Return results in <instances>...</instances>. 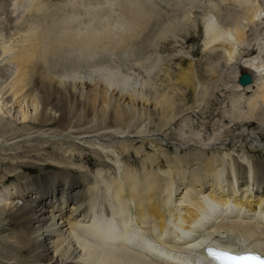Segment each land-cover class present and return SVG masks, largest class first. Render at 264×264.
Returning a JSON list of instances; mask_svg holds the SVG:
<instances>
[{"label":"bare ground","instance_id":"1","mask_svg":"<svg viewBox=\"0 0 264 264\" xmlns=\"http://www.w3.org/2000/svg\"><path fill=\"white\" fill-rule=\"evenodd\" d=\"M126 1V5L122 8L131 21L132 31L130 34H123L118 38L121 47L124 49L138 44V42H141L147 34L150 35V31L153 30L155 26L157 27V24H162L160 18L155 16L154 9L156 8L152 7L153 4H150V0H134V2L131 0ZM258 1L259 3L252 7L245 5L246 3H243L244 0H220L218 3L223 5L216 11L213 10V20L206 19L202 24L206 39L210 34L206 41L211 44L208 48L210 53H212L211 51H214L213 55L215 57L217 56L216 52H220V56L217 57H222L225 65L228 63L226 61L232 58L231 54L234 52L232 47L225 40L228 31L232 33L238 45H246L245 54L249 55V58L244 56V59L242 58L235 64L228 65V67L232 69L231 77L233 78V83H231L228 87L229 90L227 89V91L234 92V94H237L238 96L248 94V97H245V105L243 108L240 109L241 103L239 101H241V98L238 97L239 101L235 100L233 102L234 104L227 109L228 115H226L225 112H222L221 115L224 117L223 120H225L231 128L232 126L237 125L243 126V124H254L257 128L260 127L261 123L264 121L263 45L257 50L258 52L254 50L258 41L262 44L264 43V19L261 18V15H264V0ZM41 2L42 1H38V4ZM34 4L36 7V1ZM164 5L168 7L166 4ZM37 8L38 9L35 11H39L40 7L38 6ZM168 8L170 9V7ZM32 12L34 11L32 10ZM164 13H171V9L169 12L164 11ZM214 15L217 16L218 25L216 24V21H214ZM186 16L187 18L185 20L187 21L185 22L186 25H188L187 22L193 19H191L192 17L189 19L188 15ZM38 17L42 20L41 27L46 30H43L44 33L48 32L47 30L49 28L51 29V27V31H53L54 23H51L52 26H48V23L51 22V20L48 22L46 15ZM54 18L56 19L57 17ZM51 19H53L52 16ZM176 19L179 18L176 17ZM176 19H164V26L174 28L183 18L180 20ZM64 22L65 24H63ZM64 22L61 25L64 29L61 33V40H59L60 38L56 32H53L50 35L45 34L46 42L48 43L49 48L51 47L50 51H52V53H55L54 50H58L60 47L62 48V44H66V46H80L83 49L80 51L88 54V52L90 53V50H93L94 48H105V46L110 44L109 42L112 40L110 37L111 34L109 35L105 30L96 31L92 30L91 27H89V29L86 28L88 30L86 33L83 31V35H77L78 32L82 31L78 30L76 33L77 28L74 26L76 28L75 34L71 31L72 29L69 28L74 23L69 22L68 20H65ZM183 22L184 20L182 23ZM23 27V31L27 32L29 35H26V37L21 35V38L16 36L15 54L12 59L17 65V70L7 89L13 104H22L23 101H25L24 103H26L28 108L32 111H27V109L26 111H20L21 114L19 120H22V122L27 120V118H30L37 124H47V122L59 123L62 120L67 119L70 115L73 117L79 116L82 110L86 115L93 116L96 101L101 98L103 102H107L106 90L116 83L117 84L112 90L115 93H118L120 97L123 98L127 95L129 99H133L134 101L136 97L133 95H138L130 91V88H128L131 81H127L126 79L129 77H125L126 79L122 77L123 80L120 83L115 79V82V76H112L113 74H109L111 77L107 76L106 74L110 71H107L108 73L104 72L106 71V68L103 67L96 68L92 72H96L97 79H89L88 77V80L85 77L86 80H82V77V79H80L82 84L91 85L93 82H100L104 85L105 90L103 91L98 90L97 87L91 88L87 91L90 92L88 94L89 101L84 102L80 97L75 98L74 89L68 94L66 90H64L62 84L56 89L50 84L40 82L36 87L38 93L40 91V94H33V87L31 86L32 82L30 78L35 74H41V71L38 70L39 66L37 65L38 62H40L39 52L42 51V46L44 48L45 46L47 47V45H45L46 43L44 44L45 46L43 45V38L45 39V37L42 38V35L40 34V36L39 33L34 30L37 26L34 29L22 25L21 28ZM74 27L72 28L75 29ZM20 32L22 33V30ZM160 33L161 37L165 38L166 35L164 32ZM2 47L3 53L9 51L11 48L6 45ZM95 49L91 51V53H93L92 57H94V51H97V49ZM260 52V59L255 61L256 57L254 58L251 55L253 53L255 55L256 53L255 56H257ZM97 53L99 52L97 51ZM37 55H39V58ZM95 56H97V54ZM217 57L215 59H218L216 64L219 63V58ZM192 72L193 62L188 57H185V59L178 64V74L175 78L176 83L179 84L177 86L192 87ZM245 73H249L252 76V81L243 86L239 84L238 79ZM139 83L141 85V82ZM97 84L98 83H96V85ZM125 89L127 91H125ZM257 92H259L258 95L256 94ZM251 94L255 95L252 96ZM162 95L160 99H156L157 101L155 103L159 104L158 110L161 109V111H165V109H169L172 104L168 94ZM149 99L150 98L147 97L145 100L149 101ZM1 110L2 106L0 104V112ZM101 111L103 112V110ZM99 113L100 117L101 112L99 111ZM111 113H113V115H111L112 118H114V121L115 119L121 118L120 116L122 113H120L118 108H115L114 112ZM123 113L127 114L126 112ZM2 114L3 112L0 113V116ZM87 118L90 120V117ZM228 128H225V130H228ZM217 131L219 130L217 129ZM262 132L264 134V126ZM214 135L215 134H213V137L208 138L209 142L213 144H215L216 140ZM192 139L193 141H198L194 143L204 147L205 142L201 143L202 138L197 136ZM126 142L127 141L125 140V144ZM127 143L129 144V142ZM160 151L155 148L154 155L151 157L149 156L147 159H150L149 165L151 164V170L148 169L149 171H142V177H140L137 171L128 168L121 174L122 183L121 181H117V178L115 177H109L110 182H108L106 178L104 179L102 174L104 170L101 165L95 169V178H93V176L90 177V174L83 172L81 168L60 165L58 162H46L43 164L34 163L33 165H30L28 167L29 170L31 169V172L38 171V174L33 179L27 178L23 183H20V185L19 183L15 184L13 186V192L11 194L8 193V196H5L4 199L0 201V207L6 211L9 219V227L11 230L9 238L10 241H12L11 239H14V243H11V245L18 247L19 251L23 253L24 258L27 261L25 264L30 262L31 264H213L210 259L205 258L202 250L195 248V246L201 245L203 241L217 247H228L231 249L240 247L252 248L253 250H264L263 160L250 157V165L248 164L249 162L245 164L238 161L235 166L236 171L234 174L236 176V182L243 186V189L241 190L243 195H240L241 192L239 194L237 190L239 187L237 189L234 187V175L231 173L230 168H228L229 170L226 174V176H228L227 181H229V187L227 190H223L221 186L222 170L220 168L217 169V167H219V165H224V159L222 158H224L226 153L224 154L223 152H228L227 148L220 149V146H215L212 152L214 154L215 151V154H219L217 157H213L212 153H208L210 155H207L205 152H200L198 150L199 152L185 151L184 153L186 155L182 154L184 156L181 157H176L174 153L170 158H161L162 155L160 156ZM238 157L243 159L245 156L238 154ZM203 158L208 161L207 164L204 163L205 170L203 174L205 178H199V173L196 171L190 170L188 174H185L186 170L184 169V171H181L180 167L183 163H191L194 161L197 165H200L201 162L199 161ZM242 161L245 160L243 159ZM246 161L248 160L246 159ZM225 164H229V160H227V163ZM155 165L157 167H155ZM215 170H218V173L216 172L215 174ZM73 173H75L74 176L72 175ZM166 175H168L169 181L165 178L167 177ZM207 176L211 178L209 192L206 190V186L209 185V178ZM87 180L89 181L85 184L84 182ZM163 180H165V182L167 180L168 182L167 185L165 183V190H162V187L159 189L160 185L162 186L161 182ZM173 180L178 182V184L186 183L183 196L177 202L179 205L173 204V206H177L176 208L169 205V199L172 196L174 186ZM113 181H116V183L114 182V184H112ZM110 189L112 190L111 195L108 193V190ZM165 191H167L166 194L164 193ZM98 194L104 195L102 198L105 199L107 196L108 198L110 196L109 201L104 199L108 202H105L108 205L106 207H109V204L114 202L120 205L119 207H122V209H120V211L117 210L118 212L111 211V214L104 216L101 210L102 207L99 206L100 204L98 202L100 208L98 207V210H93L95 207L90 204L92 202L90 199ZM86 198L89 200V203H87L88 205H85L84 202ZM68 201L71 203L68 204V206H70V214L68 218L70 219L64 220L68 225L66 229L68 230V233L66 234V230L63 229L62 223L57 220L60 214H56L54 211L63 210ZM102 203L104 204V202ZM178 206L180 207L178 208ZM119 207L115 208L118 209ZM199 213L205 215V217H199L200 220L199 218L193 220V218L197 217V214ZM126 214H128L129 222H132V219H135L138 227L146 225L147 228H145L148 233L151 235L153 234L154 236L152 235L150 239H145L142 234H139L140 231L130 228L129 224L124 223L123 221V216ZM175 214L177 215L174 216ZM77 217L80 218L77 219ZM177 217H179V222L175 221L173 223V226L175 227L172 229L169 226L170 218H174L175 220ZM97 226L99 228L103 227L108 229L109 231L106 233H100L99 230V232H97L95 230L98 228ZM199 226L204 230V233L200 234V237L190 238L185 236L186 234H198ZM213 232H218L222 236L224 234L227 235L228 233L233 234L234 236L229 239L231 242H229L227 246H222L224 242L218 241V238L214 237ZM76 234L77 240L79 239V241L82 242L81 248L78 250H76L78 245L75 247V242H73L72 239H69ZM156 235L159 238H157ZM151 238H153V240H151ZM121 239H127V241H130L131 243L127 244ZM188 239L190 240L187 241ZM70 243L74 246L72 250H70L71 248L69 249ZM171 249L180 250L179 253L174 254L171 252ZM90 250L93 255L92 253L89 254ZM180 251L188 252L189 256H183L184 254H181L182 252ZM194 255H197V258L200 259L193 261L192 257Z\"/></svg>","mask_w":264,"mask_h":264},{"label":"rangeland","instance_id":"2","mask_svg":"<svg viewBox=\"0 0 264 264\" xmlns=\"http://www.w3.org/2000/svg\"><path fill=\"white\" fill-rule=\"evenodd\" d=\"M35 1L36 7L34 6ZM38 1L42 2L38 4ZM38 1L0 0V104L2 106L1 112H3L0 116V201L3 200L5 196H8V193L11 194L13 192V186L15 184L19 183L20 185V183H23L27 178L33 179L38 174V171L31 172V169L29 170L28 168L34 163L43 164L46 162H58L60 165L81 168L83 172L90 174V177L93 176V178H95V169L101 165L104 170L102 173L104 179L106 178V180L110 182L109 177H115L117 181H121L122 183L121 174L128 168L137 171L140 177H142V171L151 170V164L149 165L150 159H147L149 156L151 157L154 155L155 148L158 151L161 150L160 152L162 154L159 152L160 156H163H161V158H170L174 153L176 157H181L186 155L184 153L185 151L196 152L198 150L210 155L211 153L213 154L212 151L215 146H220V149L227 148L228 150V152H223L224 154L226 153V155L223 154L224 158H222L224 159V165H219V167H217V169L220 168L222 170L221 186L223 190H227L229 187V181H227L228 176H226V174L229 170L228 168H230L231 173L234 175V187L235 189L239 187L237 189L238 193L240 194L241 192L240 195H243L241 191L243 186L242 184H238L235 179V166L238 161L245 164L249 162L248 164L250 165V157L264 161V134L262 132L264 121L261 123L262 126L260 125V127L257 128L254 124L237 125L238 127L232 126L231 128L227 122L223 120V115H221L222 112L228 115L227 109L234 104L233 102L235 100L239 101L238 97L241 98V101H239L241 103L240 109L245 105V97H248V94L238 96L234 94V92L227 91L228 87L233 83V78L231 77L232 69L229 68L228 65L235 64L244 56L249 58V55L245 54L246 45H238L234 36L229 31L228 34L226 33L227 36L225 40L229 43L234 52L231 54L232 58L226 61L228 63L225 65L223 63V58L217 57L220 56V52L217 51V56L215 57L213 55L214 51L210 53L208 48L211 44L206 42L210 34L206 39L202 24L206 19L213 20V10L216 11L223 5L218 3L220 0H150V4L154 5H152V7L156 8L154 9L155 16L160 18L162 24H157L158 26H155L154 29L151 30L152 32L150 31V35L147 34L141 42L125 49L121 47L118 38L120 35L130 34L132 31L131 21L122 8L126 5V0ZM131 1L134 2V0ZM163 3L170 7L171 13H164V11L169 12L170 9ZM243 3L253 7L257 5L259 1L244 0ZM38 6L40 7L39 11H35L38 9ZM32 10L34 12H32ZM43 15L48 17H46L48 22L51 20L48 26H52L54 23L53 31H51L52 27L47 30L49 33H44L43 30L45 29L41 27L42 20H40L38 16ZM50 15L53 19H51ZM186 15H188L189 19L191 17V19H193L187 22L188 25H186L185 22L187 21L185 20L187 18ZM261 16V18L264 19V15L262 14ZM54 17L57 18L55 19ZM176 17L179 19H176ZM216 17L217 16L214 15V21H216L218 25ZM166 18H174L176 20L183 19H181L174 28H168L164 26V19ZM62 20H68L74 23L69 27L74 33L76 28V33L78 30L82 31L78 32L77 35H83V31L86 33L89 27H91L92 30L96 31L105 30L109 35L111 34L110 37L112 40L105 48H96L100 54L94 51V57H92L93 53H91V51L95 48L90 50V56L89 52L85 54L83 51H80L83 50L80 46H66V44H62V48L60 47L61 49L58 48V50H54L55 53H52V51H50L51 47L49 48L46 42L45 34L50 35L56 32L60 38L59 40H61V33L64 30L61 27L64 22ZM183 20L184 22L182 23ZM63 24H65V22ZM22 25L32 29L37 26L38 28L36 27L34 30L38 32L39 35L41 34L42 36H40L42 38L45 37V39L43 38V45L45 43V45H47V47L44 45L47 49L42 46L43 49L41 48L42 51L39 52L40 56L37 55V57H40H38L40 62H38L37 65L39 66L38 70L41 71V74H38L39 76L35 74L30 78L33 94H40V91L38 93L36 88L40 82L50 84L56 89L62 84L64 90H66L68 94L74 89L75 98L80 97L84 102L89 101L88 94L90 92L87 91L96 87L98 90L103 91L105 90L104 85L100 82H93L91 85L82 84L80 79H97L96 72H92L96 68L103 67L106 68L104 72H111L106 75L111 77L109 74H113L112 76H115V78H112H114V80L116 79L119 83L123 80L122 77L124 79L129 77L130 79H126L127 81H131L128 88L138 95H133L136 97L134 101L133 99H129L127 95L123 98L120 97L118 93L112 90L117 84L116 83L106 90L107 102H103L101 98L96 101L94 105V115L92 114L93 116L86 115L82 110L79 116H77L78 118L70 115L67 119L59 123L47 122V124H37L30 118L22 122V120H19L20 111H26V109L27 111H32L28 108L26 103H24L25 101H23L22 104H13L7 90L17 70V65L12 59L15 54L14 49L16 48L15 40L17 37L21 38V35L24 37L29 35L27 32L23 31L24 27L21 28ZM74 26H76V28ZM21 30L23 34L20 32ZM160 32H164L166 35L165 38L161 37ZM5 45L11 48L9 51L3 53L2 46ZM262 45L264 49V43L262 44L258 41L254 50H259ZM95 52L97 56H95ZM255 55L253 53L251 56L254 58L256 57L255 61H258L261 57V52L258 54L259 57ZM185 57H188L193 62V88L183 87L181 85L177 86L179 84L175 81L178 74V64L180 61L184 60ZM216 57L219 58L218 64H216L218 60H215ZM139 82H141V85ZM96 83L98 84L96 85ZM125 91L127 90L125 89ZM162 94H168L172 105L169 109L166 108L165 111L159 109V112V104L155 102L157 101L156 99L161 98ZM256 94L258 95L259 92ZM145 97L150 98L152 101L150 99L149 101L145 100ZM115 108H118L120 113H122L120 119H115L117 123L114 121V118H112L113 113H111L114 112ZM101 110H103V112ZM99 111L101 112V118L99 117ZM87 117H90V120ZM225 128H228V130H225ZM217 129L219 131H217ZM213 134H215L214 137H216L215 144L208 140V138L213 137ZM197 136L202 138L201 143L205 142L204 147L194 143L198 141H193L192 138ZM125 140L129 142V144L127 142L125 144ZM238 154L244 155L245 157L243 159L245 161L247 159L248 161H242L243 159L238 157ZM218 155L219 154H215L214 151L213 157H217ZM227 160H229V164L226 165L225 163H227ZM199 162H201L200 165H197L194 161L191 163H183L180 169L181 171L183 169L186 170L185 174H188L190 170L196 171L199 173V178H203L205 170L204 163L207 164L208 161L203 158L200 159ZM155 167L157 166L155 165ZM214 172L216 174L218 170ZM74 174L75 173L72 175L74 176ZM166 176L165 178L168 180V175ZM207 177L209 178V176ZM210 179L211 178L208 180L209 185L206 186L207 192H209L210 188ZM167 180L166 182L165 180L161 182L162 186L160 185L159 189L162 187V190H165L168 184ZM88 181L89 180L84 183L86 184ZM173 181L175 187L173 186L171 200L169 199V205L171 206H173V204L179 205L177 202L183 196V192L185 191L184 187L186 185L185 182V184H178L175 180ZM114 182L116 183V181H113L112 184H114ZM111 191V189L108 190L109 195H111ZM166 192L167 191L164 193L166 194ZM94 197H96L97 200ZM102 197H104V195L98 194L97 196H93L94 199H90V201L92 200L90 204L95 207L93 210H98V207L101 206L103 215L108 216L111 214V211L118 212L122 209V207H119L120 205L114 202H111L110 204L112 205L109 204V207H106L108 205L105 202L109 201L110 196L109 198L107 196L106 199ZM84 202L85 205H88V198H86ZM98 202L100 204L99 206ZM102 202H104V204ZM70 203L71 202L68 201L63 210L54 211L56 214H60L57 220L62 223L64 230H66L68 226L64 220L70 219L68 218L70 214V206H68V204ZM113 206L119 208L117 209ZM173 207L176 208L177 206L175 205ZM179 207L180 206H178V208ZM176 215L177 214L174 216ZM79 218L80 217H77V219ZM123 218L124 223H128L130 228L140 231L139 234H142L143 238L150 239V237H152L153 234L151 235L148 233L146 225L138 227L135 219L129 222L128 214L124 215ZM178 218L179 217L175 220L174 218H170V225H168L172 229L175 227L173 223L175 221L179 222ZM95 230L97 232L100 230V233L109 231L103 227H98ZM10 232L9 219L6 211L0 207V264H25L27 261L23 253L19 251L18 247L11 245V243H14V239L10 241ZM67 233L68 230H66V234ZM73 236L70 238L68 236V238L75 242V247L78 245L76 249L78 250L81 248L82 242H80L79 239L77 240V234ZM157 238L159 237L157 236ZM151 240H153V238H151ZM189 240L190 239L187 241ZM73 247L74 246L70 243L69 249L71 248L70 250H72ZM158 248L161 249L160 247ZM177 250L179 251L180 249ZM90 251L89 254L92 253V251ZM172 253L177 254L173 251ZM28 264H31V262Z\"/></svg>","mask_w":264,"mask_h":264},{"label":"water","instance_id":"3","mask_svg":"<svg viewBox=\"0 0 264 264\" xmlns=\"http://www.w3.org/2000/svg\"><path fill=\"white\" fill-rule=\"evenodd\" d=\"M251 81H252V76L249 73L242 74L238 79L239 84L243 86L249 84V82Z\"/></svg>","mask_w":264,"mask_h":264},{"label":"snow or ice","instance_id":"4","mask_svg":"<svg viewBox=\"0 0 264 264\" xmlns=\"http://www.w3.org/2000/svg\"><path fill=\"white\" fill-rule=\"evenodd\" d=\"M213 255H216V253H212ZM243 259H251V260H257V261H259L260 260V258L259 257H257V256H249V257H244Z\"/></svg>","mask_w":264,"mask_h":264}]
</instances>
